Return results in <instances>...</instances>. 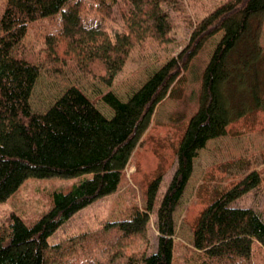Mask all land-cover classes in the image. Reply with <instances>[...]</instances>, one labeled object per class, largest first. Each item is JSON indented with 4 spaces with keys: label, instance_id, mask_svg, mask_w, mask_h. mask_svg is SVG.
Masks as SVG:
<instances>
[{
    "label": "trees",
    "instance_id": "obj_1",
    "mask_svg": "<svg viewBox=\"0 0 264 264\" xmlns=\"http://www.w3.org/2000/svg\"><path fill=\"white\" fill-rule=\"evenodd\" d=\"M180 0H4L0 13V203L27 178H72L89 174L66 192L52 194L51 207L27 224L12 213L0 227V264H67L86 244L109 251L146 243L151 214L157 232L153 251L137 250L107 264H172L174 211L192 173L194 159L206 142L223 136L230 123L264 108L259 69L264 0H227L201 19L189 22L186 45L154 71L127 100L102 96L112 110L102 113L75 86L65 88L43 111L32 110L30 97L40 64L30 62L21 43L30 23L50 20L43 36L47 55L71 56L79 67L102 72L110 84L136 44L146 39L172 41V12ZM101 19L116 13L123 25L110 35ZM218 36L205 65L196 111L190 116L175 152V168L158 197L161 177L147 188L143 207L107 220L96 235L82 233L50 244L48 238L73 214L114 192L137 142L148 128L155 106L173 90L204 43ZM57 48L58 51L57 52ZM51 68V67H50ZM58 71V70H56ZM250 171L221 191L200 212L193 227L198 264H257L264 253V220L235 201L260 184ZM75 254V255H74Z\"/></svg>",
    "mask_w": 264,
    "mask_h": 264
},
{
    "label": "rangeland",
    "instance_id": "obj_2",
    "mask_svg": "<svg viewBox=\"0 0 264 264\" xmlns=\"http://www.w3.org/2000/svg\"><path fill=\"white\" fill-rule=\"evenodd\" d=\"M227 0H180L178 10L172 12V41L157 42L146 39L136 44L129 53L122 68L110 84L101 80L102 72L91 66L89 73L79 67L71 56L55 53L47 55L43 48V36L50 28V20L30 23L21 48L26 59L41 65L30 104L33 111L45 110L65 88L75 86L105 115L112 110L102 96L111 92L125 101L145 80L167 60L175 56L187 43L189 22L193 23ZM4 0H0V13ZM87 11V18L99 20L110 35L119 31L123 23L113 14L101 19L94 9ZM218 36L207 40L197 55L190 61L181 80L171 93L154 108L148 128L136 144L122 173L117 189L73 214L49 238L50 244L66 241L82 233L91 234L102 227L107 220L123 216L134 207H143L149 183L161 177L158 197L167 187L176 164L175 152L190 116L196 111L202 72L207 64ZM260 45L264 50V20L261 25ZM57 52L58 48H57ZM51 67V68H50ZM58 70V71H56ZM258 78L264 101V65ZM250 171L260 176V184L235 201L236 206L251 207L264 220V108H258L229 124L225 135L210 139L194 159L192 173L186 183L180 202L174 211V251L172 264H198L193 248V227L200 214L221 191L237 183ZM89 174L72 178L46 177L27 178L10 198L0 203V227L10 214H17L30 224L46 212L52 204L55 191L66 192ZM155 214H151L147 227L146 243H132L125 249L115 246L109 251L100 249V244H86L83 252L67 264H107L110 252L121 251L114 258L137 250L153 251L157 232ZM257 264H264V253L257 252ZM75 255V254H74Z\"/></svg>",
    "mask_w": 264,
    "mask_h": 264
}]
</instances>
